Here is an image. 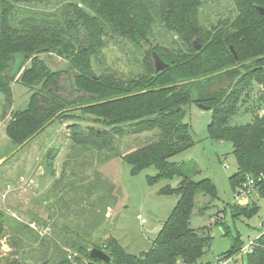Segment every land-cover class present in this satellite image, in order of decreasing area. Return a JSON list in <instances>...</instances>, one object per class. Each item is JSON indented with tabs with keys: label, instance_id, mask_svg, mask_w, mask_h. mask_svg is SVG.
<instances>
[{
	"label": "trees",
	"instance_id": "16d2710c",
	"mask_svg": "<svg viewBox=\"0 0 264 264\" xmlns=\"http://www.w3.org/2000/svg\"><path fill=\"white\" fill-rule=\"evenodd\" d=\"M232 1L231 14L206 25L201 13L204 0H0L2 116L7 115L5 107L13 104L14 83L30 92L28 104L12 110L6 122L9 143L18 149L4 162L53 122L74 119L73 146L109 153L116 149L117 135H124L126 124L132 125L135 134L157 131L156 141L122 157L133 173L153 165L159 175L181 177L178 187L162 189L178 194L179 200L146 256L127 252L115 237L107 238L105 247H92L109 253L112 263L92 259V249L82 240H67L68 248L64 249L57 242L42 239L45 251L38 258L42 264H70L68 250L79 252L93 264H206L202 258L211 249L212 236L206 229L192 228L190 217L197 194L215 197L217 188L210 178L194 180L189 170L180 169L181 165L171 160L195 145L190 124L184 121L193 101L206 104L212 111L210 134L233 141L239 165L238 172L230 176L233 190L255 189L264 197V177L257 179L264 173V14L259 9L264 7V0ZM197 38L202 43L200 49L194 45ZM109 42L141 58L144 71L125 77L111 71L104 53ZM146 44L149 51H145ZM153 51L169 64L168 68L155 70ZM46 53L65 57L76 90L92 93L80 101L95 99L101 103L69 109L73 88L64 94L61 82L64 75L71 80L69 72L52 70L41 57ZM82 110L101 116L111 131L80 130L76 111ZM245 113L252 119L243 121ZM249 177L257 180L251 188L244 186ZM237 194L242 193L238 190ZM258 209L254 200L231 206L235 217H250ZM5 217L0 209V237L7 229ZM252 241L246 264H264V234ZM242 250L237 236L232 249L216 261L233 260ZM17 255L0 258V264H28L31 258Z\"/></svg>",
	"mask_w": 264,
	"mask_h": 264
},
{
	"label": "rangeland",
	"instance_id": "374dc122",
	"mask_svg": "<svg viewBox=\"0 0 264 264\" xmlns=\"http://www.w3.org/2000/svg\"><path fill=\"white\" fill-rule=\"evenodd\" d=\"M233 9L232 0H204L202 19L210 25L231 14ZM104 53L109 69L120 76L144 71L143 60L134 58L131 50L121 45L109 42ZM41 57L52 70L69 72L71 80L65 75L61 78L65 89L62 93L67 94L73 88L69 93V99L73 101L69 109L80 110L101 103L95 99L79 100L91 97L92 93L76 90L65 57L57 53H46ZM12 88L13 104L5 107L7 121L12 110L28 104L30 96L29 90L21 84L14 83ZM3 104L0 94L1 115ZM76 114L80 130L111 131L95 112L82 110ZM250 119L249 113L242 118L243 121ZM184 121L190 124L195 145L171 160L181 165L180 169L189 170L194 180L210 178L218 192L215 197L198 193L190 217L192 228L206 229L212 236L211 249L202 261L217 264L216 258L229 252L239 236L243 250L235 254L229 264H246L247 246L260 234V224L264 221V197L253 189L243 193L238 200L239 189L235 192L230 183V176L239 169L234 144L231 139H216L210 134L211 110L193 101L187 107ZM75 123L74 119L53 122L6 162L18 147L2 142L0 138V147L5 146L0 150V209L5 212L7 225L4 236L0 237V258L18 253L20 258L31 257L28 264H42V260L38 261L45 251L42 239L57 242L67 249L65 242L75 238L92 249L94 244L105 247L103 243L110 237L118 239L127 252L139 255L152 247L174 210L179 195L164 193L162 189L178 187L181 177L159 175L153 165L133 173L132 166L122 157L124 153L156 141L157 131L135 134L132 125L126 124L124 135H117L116 149L109 153L73 146L71 133ZM252 200L259 206L256 213L250 217L232 215L231 206L247 205ZM138 215L145 219L144 223Z\"/></svg>",
	"mask_w": 264,
	"mask_h": 264
},
{
	"label": "water",
	"instance_id": "95a60500",
	"mask_svg": "<svg viewBox=\"0 0 264 264\" xmlns=\"http://www.w3.org/2000/svg\"><path fill=\"white\" fill-rule=\"evenodd\" d=\"M261 13L264 14V7H260L259 8ZM194 45L196 46V48L200 49V47L202 46V43L200 42V40L197 38L194 40ZM150 50V45L146 44L145 45V51H149ZM152 57H153V61H154V65H155V70L158 72V71H163L165 70L166 68L169 67V64L167 62H165L161 56L157 53V51H153L152 52ZM25 59L27 61H29L28 57H25ZM19 60V59H18ZM24 60V59H23ZM17 68V67H16ZM200 106L205 108V109H208L209 106L203 104V103H200ZM148 254V251H141L139 253V256L142 258L144 256H146ZM90 257L94 260H103L107 263H112L113 262V257L107 253L106 251L102 250V249H99V248H93L90 252Z\"/></svg>",
	"mask_w": 264,
	"mask_h": 264
},
{
	"label": "built area",
	"instance_id": "2783aa9c",
	"mask_svg": "<svg viewBox=\"0 0 264 264\" xmlns=\"http://www.w3.org/2000/svg\"><path fill=\"white\" fill-rule=\"evenodd\" d=\"M263 177H264V173H261L257 179L260 180ZM256 181H257L256 178L249 177L248 182L245 183L244 186L251 188L252 186L255 185ZM239 190L242 194H237L238 200L240 199L241 195H243V193H247L244 188H241V189L239 188ZM138 218L142 221V223L145 222V219L141 215H138ZM260 234H264V221L260 224ZM252 244H253V241H251V243L247 246V252L252 249ZM67 259L69 260L70 264H93L91 260L83 257V255H81L79 252L73 251V250H68ZM231 262H233L232 258L218 260L217 264H229ZM177 264H186V263L183 261H178Z\"/></svg>",
	"mask_w": 264,
	"mask_h": 264
},
{
	"label": "crops",
	"instance_id": "0c3cea01",
	"mask_svg": "<svg viewBox=\"0 0 264 264\" xmlns=\"http://www.w3.org/2000/svg\"><path fill=\"white\" fill-rule=\"evenodd\" d=\"M7 118L3 117L1 115V110H0V138L2 139V142L5 141V142H9V138L8 136L6 135V132H5V126H6V120ZM3 145V144H2ZM5 146L3 147H0V150L3 149Z\"/></svg>",
	"mask_w": 264,
	"mask_h": 264
}]
</instances>
